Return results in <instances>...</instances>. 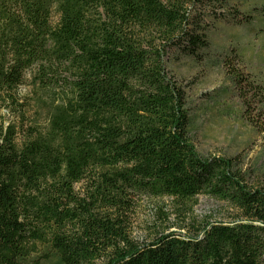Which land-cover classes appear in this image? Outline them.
Wrapping results in <instances>:
<instances>
[{
    "label": "trees",
    "instance_id": "trees-1",
    "mask_svg": "<svg viewBox=\"0 0 264 264\" xmlns=\"http://www.w3.org/2000/svg\"><path fill=\"white\" fill-rule=\"evenodd\" d=\"M235 12L229 0H0V264H264V187L196 152L164 61L197 58ZM32 66L42 81L53 67L70 79H57L44 128L26 130L11 118ZM135 194L206 195L238 216L139 244L124 216Z\"/></svg>",
    "mask_w": 264,
    "mask_h": 264
},
{
    "label": "rangeland",
    "instance_id": "rangeland-1",
    "mask_svg": "<svg viewBox=\"0 0 264 264\" xmlns=\"http://www.w3.org/2000/svg\"><path fill=\"white\" fill-rule=\"evenodd\" d=\"M229 4L238 20L229 16L214 21L207 31L208 46L197 58L169 50L164 61L169 76L186 93L188 136L196 152L233 159L249 185L264 187V0H229ZM248 14L250 19L244 20ZM56 19L53 12L51 23ZM225 54L231 55L229 71L222 61ZM53 68L46 76L51 82L44 78L43 82L38 67L32 66L17 88L23 116L11 119L26 130L44 128L52 101L65 87L57 79H70L61 67ZM234 74L244 81L242 86L235 84ZM1 114L8 117L5 110ZM124 216L130 239L146 244L160 232L185 234L202 222L231 221L238 212L206 195L180 203L135 194Z\"/></svg>",
    "mask_w": 264,
    "mask_h": 264
}]
</instances>
